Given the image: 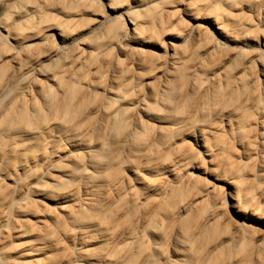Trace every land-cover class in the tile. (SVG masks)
Returning a JSON list of instances; mask_svg holds the SVG:
<instances>
[{
  "label": "bare ground",
  "instance_id": "obj_1",
  "mask_svg": "<svg viewBox=\"0 0 264 264\" xmlns=\"http://www.w3.org/2000/svg\"><path fill=\"white\" fill-rule=\"evenodd\" d=\"M0 264H264V0H0Z\"/></svg>",
  "mask_w": 264,
  "mask_h": 264
},
{
  "label": "rangeland",
  "instance_id": "obj_2",
  "mask_svg": "<svg viewBox=\"0 0 264 264\" xmlns=\"http://www.w3.org/2000/svg\"><path fill=\"white\" fill-rule=\"evenodd\" d=\"M103 10L107 12L105 5H103ZM225 16L223 15L222 17L224 18ZM223 18H221V20H224ZM206 23L209 29L208 32L212 35H216L214 25L209 20H207ZM262 50L263 49L261 48L260 51ZM252 148L253 147L246 148V155H242L241 152H239L232 157V159H235L234 162L236 166V171L234 172V167L231 168V166H225L223 169L219 170L217 163L211 161V159L204 154L202 148H200L196 143L193 144V149L198 156L195 163L198 164L197 167H199L200 169H196L194 168V166L189 167V169L196 178V186L199 189H206L209 186L214 187L215 190L210 194L209 200H211V202L213 203V207L224 216H230L233 218H237L238 216L237 212L233 208V202L230 199L232 187H230L227 183L233 182L234 180H241L246 174V170L252 168L253 164L258 162V159ZM236 149L241 150L239 148ZM204 171H212L213 174L217 175V179H214L212 178V176L207 175L206 173H204ZM258 184H260V182L256 181V184L255 182H252L248 183L247 185L248 192L252 197H255L256 199L261 195V190L257 187ZM30 197L34 200H38L34 196ZM66 245H71V243H66ZM7 246L8 244L4 245L5 248H8Z\"/></svg>",
  "mask_w": 264,
  "mask_h": 264
}]
</instances>
